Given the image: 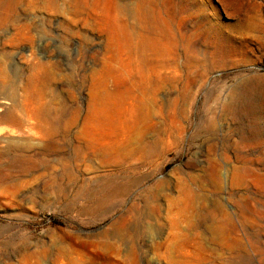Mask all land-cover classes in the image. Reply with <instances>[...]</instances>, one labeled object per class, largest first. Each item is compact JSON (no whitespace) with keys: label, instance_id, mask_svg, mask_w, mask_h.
<instances>
[{"label":"rangeland","instance_id":"374dc122","mask_svg":"<svg viewBox=\"0 0 264 264\" xmlns=\"http://www.w3.org/2000/svg\"><path fill=\"white\" fill-rule=\"evenodd\" d=\"M0 103V264H264V0H0Z\"/></svg>","mask_w":264,"mask_h":264},{"label":"bare ground","instance_id":"6f19581e","mask_svg":"<svg viewBox=\"0 0 264 264\" xmlns=\"http://www.w3.org/2000/svg\"><path fill=\"white\" fill-rule=\"evenodd\" d=\"M156 42V41H155ZM156 51V50H155ZM157 52V51H156ZM147 78H151V82L153 83L154 82V79L155 81L159 79L158 77V73L154 72V71H151L150 73L148 72L147 74ZM100 76V75H99ZM100 79V77H99ZM4 108L6 109L5 107V103H0V113L4 111ZM94 110V109H93ZM91 112V111H90ZM95 112V110H94ZM102 112V111H101ZM99 113V112H98ZM99 117V116H98ZM98 119L95 115L93 114H88L85 118V121L82 125V129L80 130V132L78 133V137L80 139L84 138V137H88V136H91L92 132L94 129L97 128L98 126ZM100 124V123H99ZM35 130H37V132L39 134H48V132L41 128V127H38V128H35ZM69 129L67 128V131ZM0 136H1V133H0ZM83 141V140H82ZM92 143V142H90ZM29 144V143H28ZM89 144V143H88ZM91 145V144H89ZM82 148V147H81ZM79 149V148H78ZM86 152L87 153H90L92 148L89 147V146H86L85 148ZM82 153V152H81ZM98 153V154H97ZM113 153V152H112ZM94 154H96L97 156H103L106 154L105 151H101V152H97L95 151ZM181 216V215H180ZM173 222V221H172ZM125 223V222H124ZM176 235V234H175ZM196 241V240H195ZM192 240H180L179 242H177L176 240V245L174 246H169L166 251L168 253V255L170 256H173L175 253H177L178 255V262L177 264H200L198 258H197V255H196V252L199 251L200 247H195V245H192ZM194 243V242H193ZM172 245V244H170ZM193 249V250H192ZM169 257V256H168ZM174 261V260H173ZM74 264V263H73ZM210 264V263H209Z\"/></svg>","mask_w":264,"mask_h":264}]
</instances>
